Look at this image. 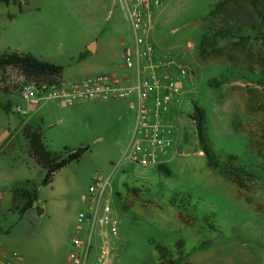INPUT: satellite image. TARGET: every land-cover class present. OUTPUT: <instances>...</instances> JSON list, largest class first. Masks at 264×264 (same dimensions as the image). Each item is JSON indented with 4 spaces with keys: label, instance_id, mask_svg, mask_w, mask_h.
I'll return each instance as SVG.
<instances>
[{
    "label": "rangeland",
    "instance_id": "374dc122",
    "mask_svg": "<svg viewBox=\"0 0 264 264\" xmlns=\"http://www.w3.org/2000/svg\"><path fill=\"white\" fill-rule=\"evenodd\" d=\"M159 11L156 37L152 28L148 39L159 45V59L170 63L180 88L162 120L172 127L168 171L123 159L134 126L132 98L80 100L44 115L37 110L34 124L51 151L89 149L56 173L53 186L41 185L43 174L29 164L40 202L21 214L5 184L18 179L20 163L28 160L15 133L25 115L10 109L25 108L26 101L19 91L0 90V145L10 130L0 146L2 236L16 241L11 249L23 259L19 264H63L75 225L66 229L62 221L88 210L82 196L94 174L109 178L118 219L110 264H165L157 247L166 248L165 262L177 264L204 251L225 258L223 264H264L263 20L246 0H169ZM93 41L95 54L86 47ZM133 41L120 0H0V55L17 51L60 64L65 79L132 74L119 51ZM179 63L188 70L184 76ZM0 75V89L13 91L19 79L35 81L11 65ZM195 105L204 116L212 161L240 185L208 166L192 117ZM56 183L60 195L53 198Z\"/></svg>",
    "mask_w": 264,
    "mask_h": 264
},
{
    "label": "built area",
    "instance_id": "2783aa9c",
    "mask_svg": "<svg viewBox=\"0 0 264 264\" xmlns=\"http://www.w3.org/2000/svg\"><path fill=\"white\" fill-rule=\"evenodd\" d=\"M168 1L120 0L134 40L132 47L123 48L121 59L125 67L132 69V74L89 75L59 79L52 84L19 79L15 81L17 91L31 106L47 99L70 105L80 100L133 97L136 117L123 159L141 167L165 164L173 139L169 136L172 127L162 120L168 119L166 112L180 88L169 73L170 63L155 57L148 35L156 13ZM178 69L182 76L188 72L184 64L179 63ZM1 80L0 75L3 84ZM12 111L26 112L19 104L12 105ZM84 199L88 201V210L77 215L79 226L71 240L73 247L66 264H110L111 252L118 244L119 226L110 201L109 178L94 174ZM20 259L14 253L0 264H13Z\"/></svg>",
    "mask_w": 264,
    "mask_h": 264
},
{
    "label": "trees",
    "instance_id": "16d2710c",
    "mask_svg": "<svg viewBox=\"0 0 264 264\" xmlns=\"http://www.w3.org/2000/svg\"><path fill=\"white\" fill-rule=\"evenodd\" d=\"M253 11L256 13V18H261L264 23V0H246ZM264 40V37H263ZM14 66L18 68L25 75L27 79L35 81H43L47 83H55L61 79L63 72V66L55 64L46 60H42L29 53H19L17 51H7L0 55V71L7 66ZM4 92L11 93L12 90L0 89ZM16 90V89H14ZM195 114L192 115L196 121V128L200 143L202 145V151L204 152L208 166L226 175L229 179L234 181L237 185H240L238 177L234 176L231 172L225 168H220L212 161L210 156V146L204 136V116L200 111V108L194 106ZM22 135L27 140V153L28 156L34 161L35 165L44 170L43 177L41 179V185H48L53 181L55 174L68 163L77 160L85 153L89 146H80L77 148H65L63 151L55 152L51 151L44 140L42 129L39 125H32L30 123H24L22 127ZM232 159L235 156H231ZM158 170L168 171L165 164L156 166ZM13 206L19 209L22 214L26 210L30 209L34 202L38 199V186L36 184H30L26 188H14L12 190ZM160 251L159 260L165 264H177L174 261L167 260L165 262L164 252L165 247H157Z\"/></svg>",
    "mask_w": 264,
    "mask_h": 264
},
{
    "label": "crops",
    "instance_id": "0c3cea01",
    "mask_svg": "<svg viewBox=\"0 0 264 264\" xmlns=\"http://www.w3.org/2000/svg\"><path fill=\"white\" fill-rule=\"evenodd\" d=\"M123 7V6H122ZM124 9V8H123ZM125 12V11H124ZM159 13H160V11H158L157 13H156V15H155V17H154V21H153V31H152V33H151V37L153 38L154 36L156 37V34H157V32L154 30L155 29V27H156V24L159 22ZM125 16H126V14H125ZM126 19H127V17H126ZM128 20V19H127ZM154 39V38H153ZM122 44H123V42H122ZM86 47H88V49H89V51L92 53V54H95V53H97V51H98V48H99V45L97 44V42L96 41H93L92 43H88L87 42V44H86ZM127 47V46H126ZM154 49H155V57H157V58H159V45H156L155 44V47H154ZM122 50H123V47L122 48H120V51H119V55H120V58H121V53H122ZM103 75V74H102ZM125 75V74H124ZM118 77H121V76H123V75H117ZM61 79H65V78H63L62 77V75H61ZM13 92H17V90H13L11 93H9V94H12ZM130 98H132V99H130L129 100V107L130 108H134L135 109V106H134V102H135V100H134V98L133 97H130ZM99 100H103V101H105L104 99H99ZM127 100V99H126ZM24 106H25V113H24V115H25V117H23V119H20L19 121V123H18V128L15 130V133L17 132L18 134H20L21 135V137L23 138V142H24V146H25V151L27 152V140L23 137V135H22V127H23V124L24 123H30V124H32V125H37L36 123L34 124V114H35V112L37 111V110H41V115H44V114H46V113H49V111H56V110H62V109H65V108H67V105H62V104H60L58 101H56V100H54V99H47V100H44L43 102H41L40 104H38V106H31V105H29L28 103H25L24 104ZM10 109H11V111H12V105H10ZM135 117H136V109H135ZM167 121V120H166ZM134 122H135V119H134ZM10 135V130H7V132L4 134V136H3V141H2V143H1V145L6 141V139H7V137ZM131 135H132V132H131V134H130V138H131ZM130 138H128V143H129V140H130ZM0 145V146H1ZM4 150H1L0 149V153H2ZM26 155H28V153L26 154ZM28 157V160H27V163L26 162H21L20 163V168L21 169H19L20 170V172L21 173H19L18 174V179L15 177L14 179L12 178V180L14 181V182H11L10 181V178H9V181H8V183L7 184H5L6 185V189L8 190L7 191V193L9 194V199H10V203H11V205L13 204V195H12V190L14 189V188H26V187H28L30 184H37L34 180H33V178L31 177V175H30V172H29V164L31 165V166H36L39 170H40V173L41 174H44V170L43 169H41V168H39L37 165H35V163H34V161L29 157V156H27ZM26 163V164H25ZM59 172H60V170H59ZM57 174H58V172H57ZM43 177V176H42ZM56 180V174H55V176H54V178H53V181L50 183V184H48V185H46V186H49V185H51V186H53L54 185V181ZM59 183H61V182H63V183H65V181H64V179H60L59 181H58ZM59 183H56V185H57V188H55L54 190V193L52 194L53 195V198L55 197V196H57L58 197V195H60L59 193H58V187H59ZM68 185H69V179L67 180V182H66ZM68 187V186H67ZM69 189V188H68ZM67 190V189H66ZM65 190V191H66ZM67 193V192H66ZM65 193V194H66ZM4 193H3V191L1 192L0 191V208H1V204H2V200L4 199ZM40 188H39V190H38V199L34 202V204H33V206L30 208V209H28V210H26L24 213H22V214H25L26 212H28V211H30L31 209H33L34 207H37V208H39V205H37V203H39L40 202ZM83 198H84V195L82 196ZM45 210L44 209H41V212H44ZM76 222V223H75ZM75 225V231H76V229H77V227H76V224H77V215H73L72 216V218L71 219H69L68 217L66 218V219H64L63 221H62V225L66 228V229H68L69 228V226L70 225ZM3 225H4V220L1 218V216H0V261H4L5 259H7V258H9V257H11L15 252H14V250H12L11 248H12V246H14V243L16 242V241H14L12 238H4L3 236H2V227H3ZM65 229V230H66ZM74 234H75V232H74ZM74 236V235H73ZM72 238L73 237H71L70 239H69V242H68V244H69V248H70V250L72 249V243H71V240H72ZM69 250V251H70ZM67 255H68V253H67ZM67 255H66V257L64 258V262H63V264H66L67 263ZM23 259H20V260H17V261H14L13 262V264H19L18 262H20V261H22ZM209 263V264H223L224 262H226V260H225V258H222V257H218V256H216L214 253H210L209 254V252H207V251H204V252H200V253H197L196 255H195V257H193V258H191L190 259V261L188 262L189 264H203V263Z\"/></svg>",
    "mask_w": 264,
    "mask_h": 264
}]
</instances>
